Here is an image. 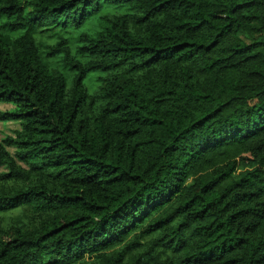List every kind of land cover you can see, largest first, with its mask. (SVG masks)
I'll use <instances>...</instances> for the list:
<instances>
[{
  "label": "trees",
  "instance_id": "16d2710c",
  "mask_svg": "<svg viewBox=\"0 0 264 264\" xmlns=\"http://www.w3.org/2000/svg\"><path fill=\"white\" fill-rule=\"evenodd\" d=\"M0 103V264H264V0H0Z\"/></svg>",
  "mask_w": 264,
  "mask_h": 264
},
{
  "label": "rangeland",
  "instance_id": "374dc122",
  "mask_svg": "<svg viewBox=\"0 0 264 264\" xmlns=\"http://www.w3.org/2000/svg\"><path fill=\"white\" fill-rule=\"evenodd\" d=\"M96 74H91L90 77L87 80V83L89 86L93 87L94 86V82L93 78ZM12 105L8 104V103H0V110H8L11 109ZM17 128V123L14 122H7V123H3L0 121V138H2L5 134H10L11 131L13 129ZM10 151L12 152L13 149L10 148ZM1 170V167H0Z\"/></svg>",
  "mask_w": 264,
  "mask_h": 264
}]
</instances>
